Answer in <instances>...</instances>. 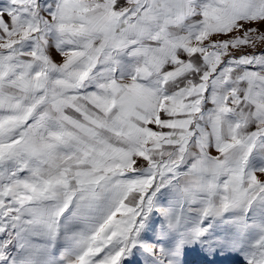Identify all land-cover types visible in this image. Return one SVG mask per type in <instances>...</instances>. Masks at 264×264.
<instances>
[{
    "label": "snow or ice",
    "instance_id": "obj_1",
    "mask_svg": "<svg viewBox=\"0 0 264 264\" xmlns=\"http://www.w3.org/2000/svg\"><path fill=\"white\" fill-rule=\"evenodd\" d=\"M0 264H264V0H0Z\"/></svg>",
    "mask_w": 264,
    "mask_h": 264
}]
</instances>
